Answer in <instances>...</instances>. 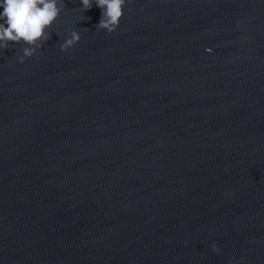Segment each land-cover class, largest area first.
I'll list each match as a JSON object with an SVG mask.
<instances>
[{
    "label": "water",
    "instance_id": "obj_1",
    "mask_svg": "<svg viewBox=\"0 0 264 264\" xmlns=\"http://www.w3.org/2000/svg\"><path fill=\"white\" fill-rule=\"evenodd\" d=\"M82 7L0 49V264H264V0Z\"/></svg>",
    "mask_w": 264,
    "mask_h": 264
},
{
    "label": "clouds",
    "instance_id": "obj_2",
    "mask_svg": "<svg viewBox=\"0 0 264 264\" xmlns=\"http://www.w3.org/2000/svg\"><path fill=\"white\" fill-rule=\"evenodd\" d=\"M82 11L92 9L95 3L101 10V19L96 30H105L109 34L116 31L123 17V9L128 0H79ZM65 7V0H0V49H8L10 44H24V58H31L50 38V29L59 19ZM70 38L60 46L66 52L79 43L81 37L73 30ZM213 250L218 251L215 245Z\"/></svg>",
    "mask_w": 264,
    "mask_h": 264
}]
</instances>
